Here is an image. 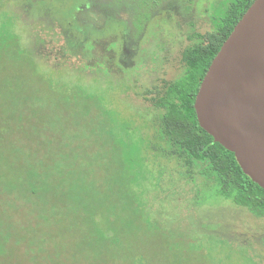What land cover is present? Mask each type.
Listing matches in <instances>:
<instances>
[{"label": "rangeland", "instance_id": "1", "mask_svg": "<svg viewBox=\"0 0 264 264\" xmlns=\"http://www.w3.org/2000/svg\"><path fill=\"white\" fill-rule=\"evenodd\" d=\"M21 1L25 8L59 12L70 32L60 24L35 25L47 81L24 64L20 70L0 71V79H12L17 95L41 94L35 120L43 135L55 139L66 132L64 147L74 149L78 168L88 170L78 173L84 176L76 187L78 202L99 208L94 220L103 233L113 237L108 223H116L122 213L120 224L131 221L145 229L129 232L125 247L136 239L146 241L144 232L149 231L173 248L174 258L179 252L185 255L176 264H264V212L235 204L219 194L213 178L198 170L190 175L184 160L161 151L157 128L163 111L153 100L165 81L186 74L184 50L202 42L236 0ZM116 37L119 48L107 50ZM92 38L100 43L87 59L84 48ZM110 57L124 64L118 66ZM157 63V88H152L149 69ZM81 68L91 69V76L84 77ZM96 69L108 77L97 76ZM1 100L11 98L6 94ZM9 178L0 169V180ZM131 203L136 217L124 208L109 212L112 205ZM143 259L137 257L135 264ZM128 262L125 258L123 264ZM80 263L90 264L86 259Z\"/></svg>", "mask_w": 264, "mask_h": 264}, {"label": "trees", "instance_id": "2", "mask_svg": "<svg viewBox=\"0 0 264 264\" xmlns=\"http://www.w3.org/2000/svg\"><path fill=\"white\" fill-rule=\"evenodd\" d=\"M253 1L231 3L214 28L202 36L203 41L184 50L186 74L176 81H165L164 90H158L153 100L163 111L157 128L161 151L184 160L190 175L198 170L205 178H213L219 194L235 204L264 212V188L243 171L233 152L201 127L195 109L196 94L208 67ZM21 2L4 0L0 5V71L9 67L20 70L24 64L47 81L41 69L38 48L42 43L36 41L39 35L35 33V25L60 24L67 35L70 30L59 12L25 8ZM84 37L79 36L82 40ZM97 39L85 44L87 59L100 43ZM116 39L109 41L111 48L107 50L119 48ZM112 59L117 60L118 66L124 64L120 59ZM153 61L159 62V58ZM158 65L149 69L152 88H157ZM91 71L80 73L87 77ZM97 76L108 77L101 71ZM137 82L134 79V85ZM152 88L147 91L152 93ZM15 91L12 79H0V165L14 178L10 185L0 181V264H81L82 259L90 264H110L118 259V264H123L125 258L128 264H135L137 257L144 258L142 264L181 262L185 258L182 252L174 258L173 248L159 235L151 236L149 231L144 232L146 241L136 243V239L129 246L122 245L129 232L141 230L139 227L145 230L131 221L128 225L120 224L122 213L116 223H108L113 237L103 233L94 220L99 208L78 202L76 187L84 177L78 173L88 170L78 168V153L64 147L66 132L57 134L55 139L47 133L43 135L37 122V111L43 103L41 94L31 90L17 95ZM6 94L11 100H1ZM118 208L131 210L134 217L138 216L132 203L112 205L109 212H118ZM90 251L92 255L88 256Z\"/></svg>", "mask_w": 264, "mask_h": 264}, {"label": "water", "instance_id": "3", "mask_svg": "<svg viewBox=\"0 0 264 264\" xmlns=\"http://www.w3.org/2000/svg\"><path fill=\"white\" fill-rule=\"evenodd\" d=\"M202 128L264 188V0H254L223 42L195 99Z\"/></svg>", "mask_w": 264, "mask_h": 264}, {"label": "flooded vegetation", "instance_id": "4", "mask_svg": "<svg viewBox=\"0 0 264 264\" xmlns=\"http://www.w3.org/2000/svg\"><path fill=\"white\" fill-rule=\"evenodd\" d=\"M0 169L9 172L7 169H4L3 166H1V165H0ZM9 173H10L11 178H12V174H11V172H9ZM11 178H9L8 180H0V181L3 182V183L6 184V185H10L9 181L11 180Z\"/></svg>", "mask_w": 264, "mask_h": 264}]
</instances>
